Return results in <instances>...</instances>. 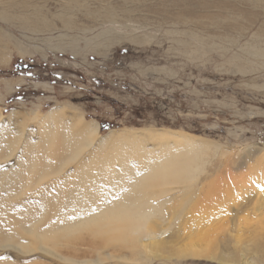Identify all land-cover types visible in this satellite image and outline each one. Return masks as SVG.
<instances>
[{"label": "rangeland", "instance_id": "374dc122", "mask_svg": "<svg viewBox=\"0 0 264 264\" xmlns=\"http://www.w3.org/2000/svg\"><path fill=\"white\" fill-rule=\"evenodd\" d=\"M2 51L0 113L14 111L17 125L35 127L54 105L75 133L94 122L100 134L113 128L104 149L134 132L155 135L146 142L153 149L163 133L194 135L204 146L194 168L164 188L178 195L217 178L230 201L207 206L216 214L201 227L178 211L155 256L138 246L142 227L84 228L56 243L36 240L29 247L47 251L13 254L11 264H223L178 257L190 246H208L216 256L228 247L239 261L264 262L254 247L264 237V187L257 185L264 184V0H7L0 5ZM94 144L85 139L78 153Z\"/></svg>", "mask_w": 264, "mask_h": 264}, {"label": "bare ground", "instance_id": "6f19581e", "mask_svg": "<svg viewBox=\"0 0 264 264\" xmlns=\"http://www.w3.org/2000/svg\"><path fill=\"white\" fill-rule=\"evenodd\" d=\"M4 3L7 0H0V5ZM6 58L8 55L2 51L0 62H5ZM59 112L60 108L53 105L35 127L26 129L17 125L14 111L0 113V264L14 262L13 254H27L34 249L47 251L43 245L29 247L36 240L56 243L59 237L84 228L109 233L142 227L144 235L138 246L149 256H155L154 252L162 248L168 235L169 220L178 216V211L184 209L188 220L201 227L216 214L205 211L207 206L229 204L228 186L223 187L217 178L178 195L174 193L176 187L164 188V184L188 175L194 168L198 154L203 152L202 142L194 135L180 131H171V135L163 133L166 139L159 148L153 149L146 142L157 140L155 135L134 132L130 133L127 143L116 141L112 147L104 149L113 128L100 134L99 125L94 122L88 129L81 128L75 133L69 128L75 127L71 126L73 121L69 117L59 120ZM85 139L95 146L86 155H80L78 151ZM75 158L80 159L64 171L67 161ZM255 173L252 176L257 181L259 177ZM55 175L59 176L38 187L32 183ZM238 185L240 183L236 187ZM257 185L264 187L262 181ZM243 186L246 191L247 185ZM242 189L237 187L236 190ZM40 223L42 227L38 229ZM27 233L35 236L26 240ZM254 247L264 253L262 235L255 239ZM224 250L222 254L229 258L214 255L208 246H190L178 257L249 264L244 258L239 261L228 247ZM4 251L8 255H1ZM235 251L243 256L244 251ZM9 255L11 257H6Z\"/></svg>", "mask_w": 264, "mask_h": 264}, {"label": "trees", "instance_id": "16d2710c", "mask_svg": "<svg viewBox=\"0 0 264 264\" xmlns=\"http://www.w3.org/2000/svg\"><path fill=\"white\" fill-rule=\"evenodd\" d=\"M105 126H106V123L104 121H101L100 122V128H101V130H103L105 128Z\"/></svg>", "mask_w": 264, "mask_h": 264}]
</instances>
